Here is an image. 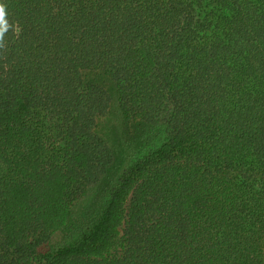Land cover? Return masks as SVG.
Returning <instances> with one entry per match:
<instances>
[{
	"label": "trees",
	"instance_id": "16d2710c",
	"mask_svg": "<svg viewBox=\"0 0 264 264\" xmlns=\"http://www.w3.org/2000/svg\"><path fill=\"white\" fill-rule=\"evenodd\" d=\"M3 2L0 264H264V0Z\"/></svg>",
	"mask_w": 264,
	"mask_h": 264
},
{
	"label": "rangeland",
	"instance_id": "374dc122",
	"mask_svg": "<svg viewBox=\"0 0 264 264\" xmlns=\"http://www.w3.org/2000/svg\"><path fill=\"white\" fill-rule=\"evenodd\" d=\"M100 129L104 135H107L108 143L111 145L114 153L113 164L108 170L104 179L102 180L103 184L111 186L117 180V177L121 174L123 169L127 167L131 157V153L125 145L124 138L126 133V127L125 122L123 121L117 106V99L115 93L113 94L111 111L108 116L102 119ZM102 188V186H92L88 189L85 198H83V200H81L78 204L74 206V218L78 219L71 221L70 228H72V230L74 227H77L76 229H74L76 230V232H80L85 228L89 218H91L90 214H93L88 213L89 211H91L89 210L90 206L88 205L94 195L98 192V190ZM72 230L68 231V233L63 231L57 234L51 242V245H55L61 241L66 240L67 236H69Z\"/></svg>",
	"mask_w": 264,
	"mask_h": 264
},
{
	"label": "clouds",
	"instance_id": "9594fccd",
	"mask_svg": "<svg viewBox=\"0 0 264 264\" xmlns=\"http://www.w3.org/2000/svg\"><path fill=\"white\" fill-rule=\"evenodd\" d=\"M9 31L16 32L17 26L10 22L7 5L0 0V50L7 51L6 36Z\"/></svg>",
	"mask_w": 264,
	"mask_h": 264
}]
</instances>
